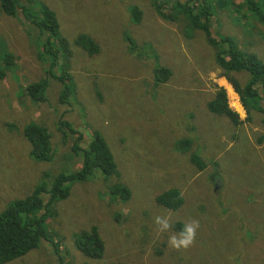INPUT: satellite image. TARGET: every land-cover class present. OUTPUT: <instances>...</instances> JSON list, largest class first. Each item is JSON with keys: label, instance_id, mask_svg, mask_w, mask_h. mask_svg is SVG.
<instances>
[{"label": "rangeland", "instance_id": "1", "mask_svg": "<svg viewBox=\"0 0 264 264\" xmlns=\"http://www.w3.org/2000/svg\"><path fill=\"white\" fill-rule=\"evenodd\" d=\"M206 1L211 3L210 36L228 37L264 62V24L240 4L244 0ZM19 4L14 17L0 7V70L5 72L0 78V210L41 180L78 169L75 154H80L70 148L79 140L85 147L93 131L107 142L117 174L104 177L97 170L73 183L70 196L50 207L44 219L49 239L4 264H55L58 258L62 264H264V142H256L264 129L253 110L251 120L238 126L209 111L216 86H222L229 107L240 119L246 114L216 63L222 47L189 26L183 13L174 21L163 19L151 0ZM41 5L57 16L64 51L60 64L70 73L72 90L60 99L64 83L50 78L46 101L35 102L25 87L46 76L43 35L30 16L38 15ZM134 6L141 12L138 23ZM79 34L88 35L97 51L76 44ZM7 52L15 57L12 66L2 60ZM146 54L153 60H146ZM158 66L171 75L155 84ZM226 75L239 84L249 78L246 71ZM30 123L50 134L52 157L47 161L31 156L24 133ZM181 142L187 144L182 149ZM192 153L202 158L204 168L192 163ZM117 182L129 188L127 201L107 192ZM170 187L183 196L176 210L155 201ZM156 215H170L174 226L198 220L194 243L186 250L170 248L172 233L157 235ZM92 225L104 241L99 259L82 255L75 246L78 233Z\"/></svg>", "mask_w": 264, "mask_h": 264}, {"label": "trees", "instance_id": "2", "mask_svg": "<svg viewBox=\"0 0 264 264\" xmlns=\"http://www.w3.org/2000/svg\"><path fill=\"white\" fill-rule=\"evenodd\" d=\"M151 1L156 13L163 19L174 21L180 13H183L188 19L189 26L201 29L212 45L222 47L217 52L216 63L221 69L222 75L238 94L246 114L244 119H240L238 113L229 107L227 94L222 86H216L214 97L208 104L209 111L228 118L233 125L238 126L243 121L251 120V111L253 110L261 115L260 122L264 129V62L255 53L240 50L228 37L214 39L210 36L208 26L211 13L210 2L202 0L201 5L197 8L195 4L199 0H186L184 2L178 0ZM19 2L20 0H0L1 10L7 16L14 17L20 11ZM240 4L250 8L256 18L264 24V12L260 10L261 4L264 6V0H244ZM132 12L135 22L138 23L141 19L140 10L134 6ZM30 16L32 24L35 25L39 34L43 35L44 53H46L48 61L45 68L46 76L29 83L25 87V93L32 101L44 102L46 101L45 91L49 79L55 78L64 83L60 99L66 98L72 88L70 73L65 68H61L62 65L60 64V57L64 51L60 52L63 37L60 35L57 16L46 5L40 6L38 15L30 14ZM244 17L242 16L243 20H245ZM75 43L86 52L88 50L97 51V46L86 34L77 35ZM58 44L61 45L58 46ZM145 59L153 60V57L146 54ZM2 60L6 65L12 66L15 57L7 52L3 55ZM54 70L59 72L54 73ZM228 71H246L249 78L243 84H239L226 75ZM4 75L5 72L0 70V78H3ZM170 75V69L158 66L154 69V83L166 82ZM24 133L31 144L30 153L32 157L41 161H47L52 157L50 134L44 126L30 123L25 126ZM79 142L80 140L70 148L72 152L80 154H75L81 161L78 169L70 173H58L53 179L41 180L35 184L28 195L14 199L0 210V264L24 256L36 248L40 242L49 239L48 228L44 225V219L52 212L50 207H54L56 202L66 200L70 196L73 183L86 181L97 170L104 177L117 174L113 153L98 131L92 132V136L85 147H80ZM256 142L258 144L264 142V132L256 138ZM186 145L185 142H181L180 148L182 149ZM190 159L199 169L205 167L204 161L198 154L192 153ZM107 192L118 201H127L130 197V190L123 183L112 184ZM155 201L166 209L176 210L182 205L183 196L178 188L170 187L159 192ZM182 225V222H177L174 227L180 231ZM75 246L82 255L90 258L99 259L104 253V241L94 225L84 228L78 233L75 237ZM55 264H62L61 258L60 260L58 258Z\"/></svg>", "mask_w": 264, "mask_h": 264}, {"label": "clouds", "instance_id": "3", "mask_svg": "<svg viewBox=\"0 0 264 264\" xmlns=\"http://www.w3.org/2000/svg\"><path fill=\"white\" fill-rule=\"evenodd\" d=\"M157 235L171 232L167 244L174 250L188 249L195 241L197 230L200 227L198 220H190L182 225L180 231H172L174 225L170 215H156L154 217Z\"/></svg>", "mask_w": 264, "mask_h": 264}, {"label": "bare ground", "instance_id": "4", "mask_svg": "<svg viewBox=\"0 0 264 264\" xmlns=\"http://www.w3.org/2000/svg\"><path fill=\"white\" fill-rule=\"evenodd\" d=\"M216 187V186H215Z\"/></svg>", "mask_w": 264, "mask_h": 264}]
</instances>
